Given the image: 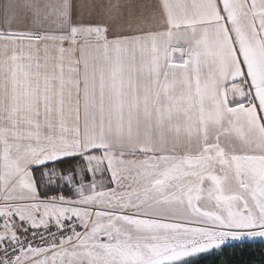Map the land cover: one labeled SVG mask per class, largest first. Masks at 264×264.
Wrapping results in <instances>:
<instances>
[{"label": "snow or ice", "instance_id": "6c2138e0", "mask_svg": "<svg viewBox=\"0 0 264 264\" xmlns=\"http://www.w3.org/2000/svg\"><path fill=\"white\" fill-rule=\"evenodd\" d=\"M257 239L264 0H0V264H214Z\"/></svg>", "mask_w": 264, "mask_h": 264}, {"label": "trees", "instance_id": "16d2710c", "mask_svg": "<svg viewBox=\"0 0 264 264\" xmlns=\"http://www.w3.org/2000/svg\"><path fill=\"white\" fill-rule=\"evenodd\" d=\"M205 264H213V261ZM214 264H264V241L232 242Z\"/></svg>", "mask_w": 264, "mask_h": 264}, {"label": "crops", "instance_id": "0c3cea01", "mask_svg": "<svg viewBox=\"0 0 264 264\" xmlns=\"http://www.w3.org/2000/svg\"><path fill=\"white\" fill-rule=\"evenodd\" d=\"M76 4H82L85 2H94V3H118L125 7H132L137 14L141 11H146L148 6L154 3V0H73ZM76 19H87L88 11L86 9H78L75 15Z\"/></svg>", "mask_w": 264, "mask_h": 264}]
</instances>
